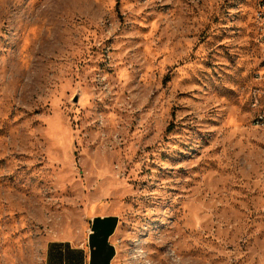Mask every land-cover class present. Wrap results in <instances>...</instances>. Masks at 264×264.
<instances>
[{
	"label": "rangeland",
	"instance_id": "rangeland-1",
	"mask_svg": "<svg viewBox=\"0 0 264 264\" xmlns=\"http://www.w3.org/2000/svg\"><path fill=\"white\" fill-rule=\"evenodd\" d=\"M259 0H0V264L94 215L116 264H264Z\"/></svg>",
	"mask_w": 264,
	"mask_h": 264
},
{
	"label": "crops",
	"instance_id": "crops-1",
	"mask_svg": "<svg viewBox=\"0 0 264 264\" xmlns=\"http://www.w3.org/2000/svg\"><path fill=\"white\" fill-rule=\"evenodd\" d=\"M89 232L79 242L53 240L48 244L45 264H116L120 219L115 214L90 217Z\"/></svg>",
	"mask_w": 264,
	"mask_h": 264
},
{
	"label": "built area",
	"instance_id": "built-area-1",
	"mask_svg": "<svg viewBox=\"0 0 264 264\" xmlns=\"http://www.w3.org/2000/svg\"><path fill=\"white\" fill-rule=\"evenodd\" d=\"M258 15L261 19H264V0H259ZM256 124L258 126L264 125V106L260 109L259 113L255 117Z\"/></svg>",
	"mask_w": 264,
	"mask_h": 264
}]
</instances>
